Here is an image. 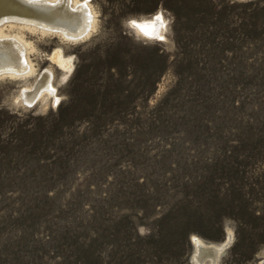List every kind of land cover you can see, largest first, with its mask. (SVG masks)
<instances>
[{
    "label": "rangeland",
    "instance_id": "obj_1",
    "mask_svg": "<svg viewBox=\"0 0 264 264\" xmlns=\"http://www.w3.org/2000/svg\"><path fill=\"white\" fill-rule=\"evenodd\" d=\"M88 1L78 40L5 27L35 69L0 75V264H264V0Z\"/></svg>",
    "mask_w": 264,
    "mask_h": 264
},
{
    "label": "bare ground",
    "instance_id": "obj_2",
    "mask_svg": "<svg viewBox=\"0 0 264 264\" xmlns=\"http://www.w3.org/2000/svg\"><path fill=\"white\" fill-rule=\"evenodd\" d=\"M158 15L162 16V21L156 20ZM95 22V11L88 0H59L58 2L55 0H0V52L3 53L0 60L4 65L0 70V75L6 73L11 77L19 78L26 73H32L35 69L31 61L29 63V57L27 58L28 43L22 33L10 35L5 31V27L12 28L17 25L34 32L56 34L63 40H78L88 36L95 29ZM135 22V27L146 36L163 37L165 19L162 14L158 13L153 17L135 20ZM146 33H151V35ZM51 58L62 68L68 70L72 68L70 58L63 55L61 49L55 50ZM18 75L21 76L18 77ZM51 78L50 71L43 72L33 87L21 91V98L33 103L46 91L48 94L55 93ZM57 99L58 97L55 95V100ZM193 239L196 244L195 260L197 264H210L200 260L198 252L200 246L205 247L203 255L208 256L213 264H217L223 249L222 243L215 244L198 237H193ZM207 247L215 248L216 255L213 256L206 250Z\"/></svg>",
    "mask_w": 264,
    "mask_h": 264
},
{
    "label": "water",
    "instance_id": "obj_3",
    "mask_svg": "<svg viewBox=\"0 0 264 264\" xmlns=\"http://www.w3.org/2000/svg\"><path fill=\"white\" fill-rule=\"evenodd\" d=\"M204 246H200L199 247V249H198V252H199V258H200V260H202V261H205V260H209V257L208 256H205V255H203V250H204ZM206 250H208L211 254H213V256H215L216 255V250H215V248H213V247H207L206 248ZM220 257V256H219Z\"/></svg>",
    "mask_w": 264,
    "mask_h": 264
},
{
    "label": "snow or ice",
    "instance_id": "obj_4",
    "mask_svg": "<svg viewBox=\"0 0 264 264\" xmlns=\"http://www.w3.org/2000/svg\"><path fill=\"white\" fill-rule=\"evenodd\" d=\"M162 16H160V15H158L157 17H156V20H158V21H162ZM131 23H133L134 25L136 24V22L135 21H132ZM138 27H139V25H137ZM143 30V29H142ZM147 35H151V33H146ZM160 39H164V37H160ZM3 55V53L2 52H0V56H2ZM3 67H4V65H3V62H2V60H0V70H2L3 69Z\"/></svg>",
    "mask_w": 264,
    "mask_h": 264
}]
</instances>
